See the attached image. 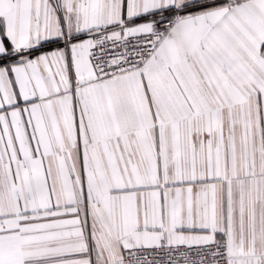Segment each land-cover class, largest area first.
<instances>
[{
    "label": "snow or ice",
    "instance_id": "1",
    "mask_svg": "<svg viewBox=\"0 0 264 264\" xmlns=\"http://www.w3.org/2000/svg\"><path fill=\"white\" fill-rule=\"evenodd\" d=\"M0 264H264V0H0Z\"/></svg>",
    "mask_w": 264,
    "mask_h": 264
}]
</instances>
